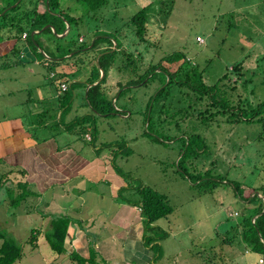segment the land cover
Instances as JSON below:
<instances>
[{
    "label": "rangeland",
    "instance_id": "obj_1",
    "mask_svg": "<svg viewBox=\"0 0 264 264\" xmlns=\"http://www.w3.org/2000/svg\"><path fill=\"white\" fill-rule=\"evenodd\" d=\"M70 2L74 4V15L84 13L81 4L78 6L74 1ZM150 4L152 7L149 11V37L154 43L150 51L145 49L147 53L142 60L145 65L152 61V54L154 58L162 59L180 51L188 57L193 66L207 70L206 82L211 85L229 72V77L235 81L230 86L237 88L230 91L233 100L237 101L240 97L243 100L249 98L256 103L264 99V0H121L116 10L107 9L106 15L101 19L107 18V21L112 23L110 25L122 27V31L128 34L124 38V46L132 49L134 45L131 43L135 36L131 32L132 29H127L123 23L129 19L128 16ZM98 16L100 17V14ZM99 23L107 25V22L99 18H85V25L89 24L90 29ZM86 30L87 28H82L81 33L93 44V33ZM51 38V35L45 36L46 42L43 39V43L55 47ZM58 40L61 45L70 44L72 52L76 53L77 48L82 45L79 41L85 39L81 37L79 40L77 33L72 32L65 41L63 38ZM91 45L87 47V53L91 51ZM239 64L243 67L240 78L234 75L236 72L233 70V67ZM93 65V62L85 59V69L76 79L85 83ZM171 65L175 67L177 63L164 61L162 64L163 67ZM55 72L50 71L54 88L56 75L53 77L52 73ZM122 78L124 77L112 70L108 81L110 90L115 92L119 88L116 83L118 80L128 81L127 78ZM163 79V75L155 74L148 85L131 87L120 96L119 90L115 93L112 98L113 106L117 110L132 113V116L129 113L126 116L123 112L97 118L89 116V124L92 127L90 135L79 133L80 128L75 123L71 128L79 132H73L68 137L74 140L76 147L83 149L85 154L91 150L93 152L95 146L101 147L102 150L109 147L111 152L116 150L112 159L118 169L125 173L129 185L133 188L125 189L124 196L131 190L144 186H151L165 193L174 212L170 215L171 224L168 225L169 221L162 219L161 225H168L165 229L170 226V229L179 234L176 255L180 262L174 261L170 264H183V259L186 264H203L197 251L208 244H216L221 249L225 227L230 230L229 234H225V238L235 241L237 237L233 234V225L239 220V216L242 217L243 210H240L241 200L237 197L233 184L237 183L246 190L264 187L263 125L255 122L231 123L227 121V116L219 115L206 125L194 117L188 118L180 126H176L174 122L173 125L157 122L148 128V104L156 93L153 83L155 81L157 84ZM237 79L241 81L237 82ZM245 81H248L247 86L242 84ZM82 83L75 84L76 91L71 92L73 99H76L74 107L78 110L76 115L79 118L90 111L85 102V95L83 96L84 90L77 91L83 86ZM205 106L206 102L203 103V107ZM50 107L49 121L54 125L50 127V131L54 132L59 126L53 124L56 118L53 112L55 109L53 104H50ZM67 115L65 112L64 117ZM195 132L205 140L206 146L202 149L200 147L204 146L203 143H200V146L188 145ZM91 136L93 142L90 141ZM107 143L112 145L106 146ZM1 185L0 182V198L4 194H7V198H17L18 192L11 194L6 191V187H11L10 181L5 188ZM246 193L249 195L248 191ZM253 193L254 191H251L250 195ZM64 200L69 201L67 198ZM8 208H0L1 215L10 216L7 217V224L0 225L23 246L24 255L20 264H35L40 255L37 250L33 253L35 243L33 244L32 231L33 228H40L41 219L32 215L27 219H16L15 209ZM236 210L238 212H235V215H229ZM17 220H22V223H19L18 229L11 231L6 225H11ZM192 238L194 241L191 242ZM1 244L2 241L0 246ZM38 247L42 256L38 263L43 264V258H46L47 262L52 261L51 257L55 254L50 243L41 241ZM225 250L230 254L231 261L225 251L223 252L228 264H260L259 258L264 259V255L247 251L242 241H236L232 247ZM220 252L221 250H218L213 254L216 256ZM220 260L223 261L221 258ZM263 262L261 263L264 264ZM218 264H224V261Z\"/></svg>",
    "mask_w": 264,
    "mask_h": 264
},
{
    "label": "crops",
    "instance_id": "obj_2",
    "mask_svg": "<svg viewBox=\"0 0 264 264\" xmlns=\"http://www.w3.org/2000/svg\"><path fill=\"white\" fill-rule=\"evenodd\" d=\"M68 4L74 5L73 2L64 1L65 6ZM3 6L0 0V10ZM40 10H45L44 2L40 3ZM35 32L40 33L38 30ZM25 33L27 32L23 35ZM66 34H60L62 36L58 37H64ZM23 35L20 40L10 37L0 41V182L10 181V185L16 187L19 181H27L31 189L39 193V197L36 198L33 211L27 212L23 207L12 205L11 198L5 197L7 194H4L0 198V208L8 210V207H13L16 219L19 217L27 219L31 215L41 219L40 228H33L36 230L32 231L33 244L35 243L33 253L35 250L38 251L39 261L42 256L38 245L41 241H48L46 232L50 229L51 220L55 216L64 215L72 218L65 241L67 252L57 254L53 251L55 255L51 257L52 261L47 262V259L43 258V264L53 261L55 264H170L174 261L179 263L180 258L176 255L179 234L170 229V226L165 229L171 224L170 216L164 218L169 221L166 226L161 225L162 219L157 222V225L169 234L157 242L160 249L153 247L154 244H147L146 219L141 207L124 200V197L131 196L135 200L138 199L134 194L135 190H131L128 195H122L124 188L128 189L129 182L125 173L118 169L112 159L116 150L111 152L109 147L102 150L101 147L95 146L93 152L91 150L85 154L83 149L77 148L75 141L68 137L78 130L74 128L70 131L71 128L67 129L65 123L60 122L62 113H65L61 100L64 92L61 91L63 83L60 85V81L57 82L58 87L60 85L59 90L57 84L56 88L53 87L50 76L53 67L47 61L54 58L50 57L46 50L36 51L27 41L28 36L24 38ZM74 54L71 52L56 59L63 61L67 58V61L64 60L63 64L54 69L57 77L60 72L76 70L75 62L73 63L75 60L71 59ZM55 73L52 74L55 76ZM103 74L102 72V76ZM75 81L78 79L66 83L72 91L75 88L71 84ZM75 100L71 98L72 109L65 122L76 119L78 110L74 107ZM50 104H53L55 109L53 112L56 118L53 124L59 121V128L54 132L50 131L51 122L48 116ZM87 107L90 111L84 116L96 117L91 107L88 105ZM121 112L128 116L129 112ZM90 141H94L92 136ZM60 189H63L61 190L63 192ZM65 198L69 201L66 202ZM242 208L241 203V211ZM1 212L0 209V224H3L10 216H3ZM235 212L238 210L230 212L229 215L233 216ZM239 217L233 225V234L237 236L235 241L227 243L228 238L223 237L221 249L216 244H203L205 247L197 251L203 264H218L223 261L224 264H228V260L223 256L224 251L231 261L230 254L225 249L232 247L236 241H242L241 216ZM19 223H22V220L5 225L13 231L18 229ZM224 231L225 234H229V227H225ZM200 242L202 244V240ZM246 248L250 251L247 245ZM218 250L221 252L215 256L213 253ZM73 253L75 255L72 257ZM78 257L86 261L79 262ZM261 259L263 258H259L260 264ZM20 261L14 264H20ZM183 264H186L185 259Z\"/></svg>",
    "mask_w": 264,
    "mask_h": 264
},
{
    "label": "trees",
    "instance_id": "obj_3",
    "mask_svg": "<svg viewBox=\"0 0 264 264\" xmlns=\"http://www.w3.org/2000/svg\"><path fill=\"white\" fill-rule=\"evenodd\" d=\"M1 1L4 6L0 10V41L10 37L20 40L23 33L27 32V41L36 51L38 49L46 50L49 56L54 58L51 60L47 59L51 67H53V70L63 64V61L67 59L64 58L63 61L56 60L58 57H65L73 51L70 44L67 46L61 45L58 39L63 38L65 41L67 36L75 32L80 40L83 36L81 33L82 28H87L86 31L88 33H93L92 36L95 40L91 51L87 53V47L92 43L84 38L85 40L79 41L82 45L77 48L76 53L71 57V59L75 60L73 63L75 62L76 70L68 73H58L59 76H56L55 81L57 87V82L59 81L60 85L61 83H70L71 80H75L83 73L81 71L85 69V59L88 62H93L94 65L92 68L94 69L91 68V73L88 74L85 83L80 82L78 79L71 86L79 83L83 84L85 102L98 117L119 115L121 111L117 110L112 103V98L115 97V93L118 90L120 96L131 87L141 84L144 86L148 85L151 77L154 78L155 74H161L164 79L157 84L154 81L153 87H155L154 93H156L151 97L150 103H147L149 105L148 110L150 109V113L147 112L150 119L148 128L157 122L163 125H168V123L169 125H173L174 122L176 126H180L188 118L193 119L194 117L206 125L210 124L214 119H217L219 115H224L227 116V121L231 123L255 122L262 124L264 131V99L256 103H253L249 98L243 100L240 97L236 99L237 101L233 100L230 91L237 88L230 86L235 81L232 80V77H229V72L220 76L211 85L206 82L208 76L206 73L207 70H201L199 67L193 66L188 57L180 51L162 59H156L152 54V61H148V65L143 63L142 60H144V55L147 53L145 49L150 51L154 43L149 37V11L152 7L151 4L143 7L133 15L128 16L129 19L123 23L127 29H132L131 32L135 36L131 43L134 47L129 49L124 46V38L128 34L122 31V27L110 25L112 23L108 22L107 18L101 19L106 15L105 11L107 9L115 8L116 10L121 0H68V2L74 1L76 5L80 6L81 4L84 7V13L79 16L72 13L74 10L72 4L64 5V1L66 0ZM41 2H44L45 10H40ZM99 14L100 17L98 16ZM85 18H99V20L107 22V25L99 23L90 29L89 24L85 25ZM46 25H51L55 29V32L51 27L44 29ZM68 25V33L64 37H58V35L67 32ZM37 30L40 33L32 35ZM47 35H51V40L55 47L52 45L46 46L43 43V39ZM39 54L43 56L41 52ZM83 55L86 56L84 57ZM98 55L100 56L96 61ZM164 61L177 63L178 66L172 67L171 65L163 67L162 64ZM79 64L81 65L79 66ZM242 68L240 64L233 67V70L236 72L234 75H238V78L242 77ZM112 70H115L120 76H123L124 78L122 79H128L127 82H123L121 79L118 80L116 83L119 88L115 92L110 90L108 84ZM102 72L104 73L103 76ZM146 79L147 81L145 82ZM236 81L240 82L241 79H237ZM263 82L264 80H262ZM247 83L248 81H245L242 84L247 86ZM60 85L57 88L58 90L60 89ZM89 85L91 86L89 87ZM71 92L72 89L69 87L61 96L66 113H69L72 109L70 101L71 98L73 99V96ZM204 102H206L205 107H203ZM150 106L152 107L150 108ZM158 118L161 119L158 120ZM65 120L66 117L62 113L60 122L65 123L67 129H70L76 123L80 128L79 133L85 134L92 131L91 124H89L90 120L87 116L80 118L77 116L72 122H65ZM58 124L59 121L55 126H58ZM73 130L74 128H71L70 131ZM150 134L152 133L150 132ZM156 139L158 140V138ZM200 143L204 145L200 147L201 149L206 146L202 135L195 132L189 139L188 145L195 146ZM105 145L110 146L112 144L107 143ZM1 184L5 188L8 181L1 182ZM233 185L236 189L237 197L243 205V214L240 222L241 240L250 248V251L264 255V187L246 190L245 188L242 189L237 183ZM6 188L8 193L12 194L13 192L17 194L18 192L17 198H11L12 205L23 207L27 212L33 211L35 207L34 203L36 198L39 197V193L31 189L27 181H19L16 187L8 186ZM128 189L133 188L129 185ZM245 190L248 191L249 195ZM251 191H254L252 195H250ZM123 194L124 191H122ZM134 194L137 195L138 199L135 200L131 196L124 197V200L132 205H139L142 208L146 219V242L148 245L154 244L153 247L160 249L159 243L157 242L168 237L169 234L157 225V222L160 219L168 218L174 212L169 197L151 186L135 189ZM71 222L72 218L68 215L55 216L51 220V226L46 232V238L52 250L57 254L67 252L65 241ZM233 240L228 238L226 241L227 243H232ZM0 241H2L0 246V264H14L23 257V246L6 232L1 225ZM74 255V253L71 254L72 257ZM78 258L79 262L86 261V259L81 257Z\"/></svg>",
    "mask_w": 264,
    "mask_h": 264
},
{
    "label": "built area",
    "instance_id": "obj_4",
    "mask_svg": "<svg viewBox=\"0 0 264 264\" xmlns=\"http://www.w3.org/2000/svg\"><path fill=\"white\" fill-rule=\"evenodd\" d=\"M23 37L26 38V37H27V33H25V34L23 35ZM52 76L54 77V74H52ZM67 88H68V85H67L66 83H63V84L61 85V91H62V92H63V91H66ZM260 261L263 262L264 259H261ZM49 264H55V263H49Z\"/></svg>",
    "mask_w": 264,
    "mask_h": 264
},
{
    "label": "water",
    "instance_id": "obj_5",
    "mask_svg": "<svg viewBox=\"0 0 264 264\" xmlns=\"http://www.w3.org/2000/svg\"><path fill=\"white\" fill-rule=\"evenodd\" d=\"M48 27H51V25H46L45 26V28L44 29H46V28H48ZM53 30H54V32H55V29L53 28V27H51ZM35 31L32 33V35H35ZM63 35V34H62ZM62 35H58V36H62Z\"/></svg>",
    "mask_w": 264,
    "mask_h": 264
}]
</instances>
